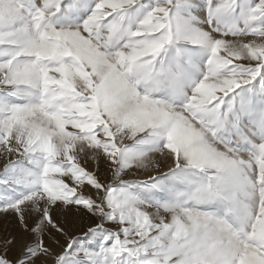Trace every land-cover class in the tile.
<instances>
[{
	"label": "snow or ice",
	"instance_id": "obj_1",
	"mask_svg": "<svg viewBox=\"0 0 264 264\" xmlns=\"http://www.w3.org/2000/svg\"><path fill=\"white\" fill-rule=\"evenodd\" d=\"M0 264H264V0H0Z\"/></svg>",
	"mask_w": 264,
	"mask_h": 264
}]
</instances>
